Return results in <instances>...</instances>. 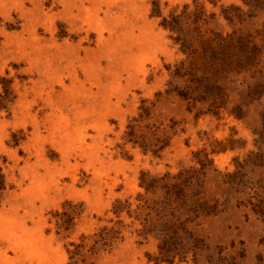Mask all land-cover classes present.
Listing matches in <instances>:
<instances>
[{
  "label": "rangeland",
  "instance_id": "obj_1",
  "mask_svg": "<svg viewBox=\"0 0 264 264\" xmlns=\"http://www.w3.org/2000/svg\"><path fill=\"white\" fill-rule=\"evenodd\" d=\"M185 4L204 8L202 29L260 48L218 115L166 94L184 55L161 22ZM249 10L243 0H0V264H70L78 244L86 264H157L142 229L163 193L141 180L180 172L213 208L188 223L211 248L201 264L220 249L264 264V12ZM251 88L260 93L248 98Z\"/></svg>",
  "mask_w": 264,
  "mask_h": 264
},
{
  "label": "trees",
  "instance_id": "obj_2",
  "mask_svg": "<svg viewBox=\"0 0 264 264\" xmlns=\"http://www.w3.org/2000/svg\"><path fill=\"white\" fill-rule=\"evenodd\" d=\"M243 1L250 8V15L254 16L257 11L264 12V0ZM203 9L199 4L193 9L185 4L179 12L175 10L169 16L163 17L162 26L174 35L173 40L179 46V52L184 55L168 68L170 81L166 94L178 96L192 106L202 104L207 107L206 112L218 115L229 103L231 86L236 84L233 77L258 67L256 56L259 55L260 48L247 37H224L220 33L202 29L203 24H207ZM232 10L233 8L225 12L228 19L235 16ZM5 93V97L1 99L2 104L8 98L6 85ZM259 93L251 88L246 96L251 98ZM240 96L243 98L242 93ZM231 113L242 119V104L233 108ZM129 128L128 142L136 143L139 136L134 126ZM142 143L145 149L150 147L145 140ZM159 150L153 151L156 153ZM5 176L0 168V197L7 189ZM194 178L188 172H180L178 176L170 177L167 174L161 179L144 177L141 180L142 186L148 192L163 193V198L154 201L155 206L144 218L142 229L143 235H152L158 242L157 255L152 259L157 264H173L176 258L183 262L190 254L193 255L195 264H201L199 258L204 252L211 250L205 240L188 226V223L192 222L191 214L197 217L198 213L210 214L213 211L202 196L201 190L195 187L200 185L197 181L193 182ZM121 212L122 208L117 205L115 213ZM153 212L155 215H152ZM61 219L59 227L69 223L68 219ZM105 231L106 229L99 235L101 239L95 241L92 251L100 240L106 239L105 236L109 232ZM113 237L114 235H111V238ZM104 244L106 245L105 242ZM83 249V244L74 245V250L69 252L70 264H86ZM220 250L210 254L206 260L208 264H236L234 257L229 262L222 256L223 249Z\"/></svg>",
  "mask_w": 264,
  "mask_h": 264
}]
</instances>
